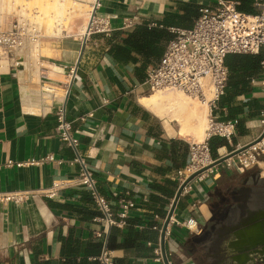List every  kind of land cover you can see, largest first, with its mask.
I'll use <instances>...</instances> for the list:
<instances>
[{
	"label": "crops",
	"instance_id": "crops-1",
	"mask_svg": "<svg viewBox=\"0 0 264 264\" xmlns=\"http://www.w3.org/2000/svg\"><path fill=\"white\" fill-rule=\"evenodd\" d=\"M232 1L241 6V0ZM248 1L252 4L244 5L243 12L257 13L253 0ZM96 2L62 0L57 13L54 0H24L26 14L11 12V28L2 31L15 29L21 37L12 49L0 45L7 55V60L0 55V194H37L21 204H0V264H100L92 196L76 185L80 167L67 165L77 155L116 211L122 210L127 194L134 202L129 227L113 231L115 263L165 264L154 250L193 140L177 136L139 103L144 95L134 67L113 56L109 41H122L127 20L135 28L146 23L157 28L158 20L191 12L193 21L201 7L214 6L217 0H99L97 13L110 21L114 32L111 38L87 39L81 57L90 21L85 6ZM39 17L51 23L49 35L38 26ZM28 40L40 43L39 59L33 60L38 77L33 72L21 75L28 59L16 51ZM252 57L261 64L260 57ZM263 78V70L253 74L251 92L230 107L222 109L219 102L221 117L238 123L231 150L254 142L264 131ZM106 99L110 104L103 107ZM235 108L242 113L231 114ZM61 114L78 139L76 148L57 133ZM229 153L225 147L219 158ZM49 154L54 161L42 163ZM51 190L57 191L53 199L44 195ZM236 196L240 200L233 202ZM191 218L200 225L196 232L175 224L168 228L170 264H238L230 260L231 252L251 226L264 220V160L235 171L223 163L191 182L174 219Z\"/></svg>",
	"mask_w": 264,
	"mask_h": 264
},
{
	"label": "built area",
	"instance_id": "built-area-1",
	"mask_svg": "<svg viewBox=\"0 0 264 264\" xmlns=\"http://www.w3.org/2000/svg\"><path fill=\"white\" fill-rule=\"evenodd\" d=\"M239 5V2L232 0H217L214 6L199 9L190 28L166 27L174 34V38L167 43L161 60L146 69L145 80L138 88L141 89L143 95L168 91L180 92L193 100L210 105L211 114L206 141L190 143V160L179 171L180 186L193 174L211 166L218 160L214 159L210 152L208 142L212 138H224L229 144L234 140L237 121L223 119L219 114V102L226 94L230 74L227 57L230 55L260 57L264 72V0H253V6L257 9L255 14L240 11ZM134 28L135 24L127 20L122 31ZM113 32L110 21L96 12L95 15L92 13L85 38L90 39L94 35L111 38ZM20 37L15 29L8 33L0 31V45L12 49ZM262 83V92L264 93V78ZM109 104L110 100L106 99L103 102V107H107ZM262 115L264 116V112ZM59 117V126L57 127L59 137L69 147L76 148L78 139L73 135L72 128L66 122L63 114ZM243 147L238 145L230 153ZM262 160H264V139L224 163H226L227 169L235 171L248 165L259 164ZM52 161H54V156L49 154L42 163ZM67 165L80 167L81 174L76 185L88 189L92 196L95 207L92 222L99 226L95 235L101 242L98 261L100 264H116L113 257V231L129 227L130 209L134 207V202L128 198L129 194H127L128 197L125 196L121 200L122 210L116 211L100 192L94 173L88 169L80 155L67 161ZM56 192V190H51L44 195L53 199ZM36 194L37 192L27 191L0 194V204H21ZM157 218L159 219V216ZM172 224L191 232H196L200 228L198 221L194 218L180 222L176 221L173 216L170 226ZM152 228L160 230L158 226ZM154 252L157 260L162 261L160 245L155 248Z\"/></svg>",
	"mask_w": 264,
	"mask_h": 264
},
{
	"label": "trees",
	"instance_id": "trees-1",
	"mask_svg": "<svg viewBox=\"0 0 264 264\" xmlns=\"http://www.w3.org/2000/svg\"><path fill=\"white\" fill-rule=\"evenodd\" d=\"M252 2L241 0L240 11L246 8L244 5H250ZM243 5V6H242ZM243 8V10L241 9ZM254 12V11H253ZM255 14V13H253ZM193 14L186 12L181 18L169 17L164 20H158L157 28H151L149 23L140 25L133 30L125 31L122 35L121 42L110 40V52L120 62L132 65L134 67L135 78L143 83L146 77V69L150 65L157 64L165 51L167 43L174 38L166 27L175 28H190ZM161 26H164L162 28ZM250 55H230L227 57V65L231 72L229 77L226 97L220 100V106H231L235 99L240 96L250 93L249 82L253 74L262 71V65L256 63ZM252 73V74H251ZM243 110L235 108L231 110V114L242 113ZM209 148L214 159L219 158V151L223 148H228L231 151L229 142L224 138L215 137L209 142ZM233 202L240 200L239 197H233ZM232 205V203L230 204Z\"/></svg>",
	"mask_w": 264,
	"mask_h": 264
},
{
	"label": "bare ground",
	"instance_id": "bare-ground-1",
	"mask_svg": "<svg viewBox=\"0 0 264 264\" xmlns=\"http://www.w3.org/2000/svg\"><path fill=\"white\" fill-rule=\"evenodd\" d=\"M62 0H54L55 6L53 9H57V13H61L58 8ZM50 3H47V6ZM23 6L24 10L21 11ZM95 5L91 4L85 6V12L89 20L92 18V13ZM29 8L24 0H0V31L8 30L11 28L12 16L11 12L19 9L20 14L25 15L26 9ZM49 8V7H48ZM37 24L45 35H49L51 23L47 24V17H39ZM88 25L84 28V33H87ZM18 56H25L28 60L24 66L23 74H33L39 76V66L33 64V60L37 61L41 54L40 43L33 42L32 40L25 41V44L18 48L16 51ZM0 55L4 60L7 57L6 51L0 46ZM6 67V66H5ZM44 88H48L44 86ZM211 99V97H209ZM139 103L150 111L153 115L159 119L168 123H177L179 126V135L181 137H190V140L204 143L207 138V130L209 128V117L211 114V108L208 103L198 105L191 101L187 95L180 92H156L149 95H144L139 99Z\"/></svg>",
	"mask_w": 264,
	"mask_h": 264
},
{
	"label": "water",
	"instance_id": "water-1",
	"mask_svg": "<svg viewBox=\"0 0 264 264\" xmlns=\"http://www.w3.org/2000/svg\"><path fill=\"white\" fill-rule=\"evenodd\" d=\"M99 5V0H97L95 7H94V12L93 15L97 12V8ZM86 41L84 42V46L81 52V57L84 53L85 50V45ZM81 58L79 59L80 63ZM78 67V65H77ZM264 139V131L260 135L259 138H257L254 142L245 145L243 148L238 149L236 151L231 152L230 154L223 156L216 160L215 163H213L211 166L204 168L198 173L193 174L188 180H186L180 187L179 190L176 194V197L174 199V202L172 204V207L167 215V218L165 220V223L162 228V233H161V242L160 246L162 249V256L164 259L165 264H170L168 257H167V252H166V234L168 231V228L171 224V219L175 214V211L177 209L178 203L180 201V198L182 196V193L184 189L191 183L193 182L199 175L207 172L208 170L215 168L217 166H220L224 162L228 161L230 158L247 151L251 147L257 145ZM230 260L238 263V264H256V261L258 260L260 264H264V220L258 223L256 227H251L249 231L244 235L243 239L237 243V247L233 249L231 252V258Z\"/></svg>",
	"mask_w": 264,
	"mask_h": 264
},
{
	"label": "rangeland",
	"instance_id": "rangeland-1",
	"mask_svg": "<svg viewBox=\"0 0 264 264\" xmlns=\"http://www.w3.org/2000/svg\"><path fill=\"white\" fill-rule=\"evenodd\" d=\"M198 13H199V11H198ZM198 14H196V16H197ZM195 16V17H196ZM194 17V18H195ZM151 27V26H150ZM149 95V94H148ZM191 101H193L194 103H196V104H198V105H202V103H200L199 101H196V100H193V99H191ZM215 115V114H214ZM165 124H168L169 125V127H171L172 128V130L175 132V134H177V136H179V137H181L180 135H179V126H178V124L177 123H168V122H165V121H163ZM181 138H185L186 140H189L190 139V137H181ZM193 142H197V141H193ZM197 143H199V142H197Z\"/></svg>",
	"mask_w": 264,
	"mask_h": 264
},
{
	"label": "flooded vegetation",
	"instance_id": "flooded-vegetation-1",
	"mask_svg": "<svg viewBox=\"0 0 264 264\" xmlns=\"http://www.w3.org/2000/svg\"><path fill=\"white\" fill-rule=\"evenodd\" d=\"M251 227H252V226H251ZM253 227H256V226H253ZM263 261H264V260H263ZM256 264H260L258 260L256 261Z\"/></svg>",
	"mask_w": 264,
	"mask_h": 264
}]
</instances>
